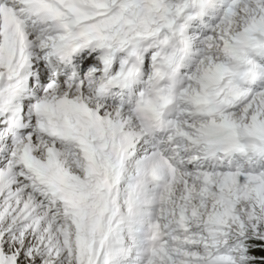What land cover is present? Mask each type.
Segmentation results:
<instances>
[{
  "label": "snow or ice",
  "instance_id": "obj_1",
  "mask_svg": "<svg viewBox=\"0 0 264 264\" xmlns=\"http://www.w3.org/2000/svg\"><path fill=\"white\" fill-rule=\"evenodd\" d=\"M0 264H264V0H0Z\"/></svg>",
  "mask_w": 264,
  "mask_h": 264
}]
</instances>
